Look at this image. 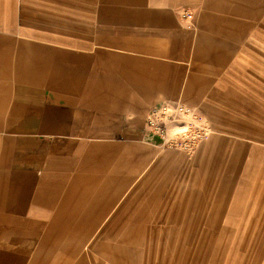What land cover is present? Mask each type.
I'll use <instances>...</instances> for the list:
<instances>
[{
  "label": "rangeland",
  "instance_id": "374dc122",
  "mask_svg": "<svg viewBox=\"0 0 264 264\" xmlns=\"http://www.w3.org/2000/svg\"><path fill=\"white\" fill-rule=\"evenodd\" d=\"M204 2L144 0L174 20L165 30L145 23L124 30L98 22L122 0H0L8 38L76 48L55 42L151 35L148 54L133 56L147 66L141 76L159 73L147 99L144 91L134 102L122 94L141 109L128 118L132 139L85 142L77 183L44 190L32 216L5 215L6 176L19 167L7 149L30 148L22 140L30 137L45 150L47 139L37 129L0 131V245L30 254L0 255V264H264V5L252 19L251 5L244 15L242 0H224L217 15L228 22H210ZM11 80L8 104L21 85ZM37 91L39 111L54 102L50 90ZM28 101L19 103L33 106Z\"/></svg>",
  "mask_w": 264,
  "mask_h": 264
},
{
  "label": "crops",
  "instance_id": "0c3cea01",
  "mask_svg": "<svg viewBox=\"0 0 264 264\" xmlns=\"http://www.w3.org/2000/svg\"><path fill=\"white\" fill-rule=\"evenodd\" d=\"M122 1L128 3L103 8L98 22L111 29L116 27L127 30L134 28L133 23H145L148 28L165 30V22L174 20L169 14L166 15L168 10L147 9V5L142 3L144 0ZM168 1L171 0H162L161 5H155L181 7L195 0H172L173 4H165ZM242 3L244 15L247 14L246 7L250 5L252 19L263 14V2H259L257 7L254 0H242ZM224 5V0H205L204 9L207 11L203 14V19L213 22L216 17L220 22H228L217 15ZM230 7L233 12L238 9L235 5ZM208 11L211 13H207ZM145 13L151 14L135 16ZM8 22L5 19L0 21V27L4 29ZM46 23L55 25L51 20ZM148 38L152 36L129 33H125V36L97 35L90 41L85 37L76 38L77 40L62 39L55 44L73 45L76 48H55L47 47L46 42L42 41L18 42L0 31V131L21 130L32 136L38 130L47 139L45 150L37 149V143L33 142L35 138L30 137L22 139L29 140L24 144L27 143L30 148L7 149L19 167L10 170L6 176V216H32L42 204L44 190L58 189L62 181L73 182V185L77 183V174L81 172L77 167L84 163L82 155L86 148L85 142L132 139L129 135H134L133 123L128 118L136 114L135 110L141 109L134 107V103L128 104L127 99L134 102V94L138 95L142 91L148 94L147 99L151 95L150 85L155 73L159 75L156 70L152 75L141 76L142 70L144 72L147 66L137 62L142 61V58L133 56L135 51L138 54H148L151 41L144 40ZM103 44L120 46L115 49L118 52H111L103 51ZM154 51L158 54V50ZM11 77L21 85L15 93L16 101L8 104L10 89L15 88ZM40 88L50 90L54 102L39 111L36 105L37 99L41 98L37 91ZM122 94L131 95L124 98ZM113 98L121 101L115 100L113 103ZM26 99L31 100L28 102H33V106L25 108L20 105L19 102ZM142 103L144 104L143 99ZM142 103H139L140 106H143ZM140 162L141 159L137 163ZM96 217L99 219L95 221L99 222L101 216ZM0 255L21 259L30 257L26 250L2 245ZM108 261L120 264L117 259ZM79 264H86V261L82 260Z\"/></svg>",
  "mask_w": 264,
  "mask_h": 264
}]
</instances>
